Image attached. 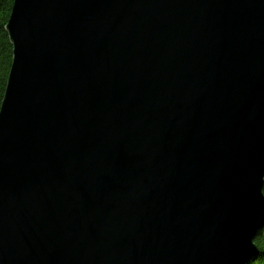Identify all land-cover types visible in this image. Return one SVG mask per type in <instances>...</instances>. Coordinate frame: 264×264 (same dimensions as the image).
I'll use <instances>...</instances> for the list:
<instances>
[{"label":"water","instance_id":"obj_1","mask_svg":"<svg viewBox=\"0 0 264 264\" xmlns=\"http://www.w3.org/2000/svg\"><path fill=\"white\" fill-rule=\"evenodd\" d=\"M0 264H247L264 227V0H14Z\"/></svg>","mask_w":264,"mask_h":264},{"label":"trees","instance_id":"obj_2","mask_svg":"<svg viewBox=\"0 0 264 264\" xmlns=\"http://www.w3.org/2000/svg\"><path fill=\"white\" fill-rule=\"evenodd\" d=\"M13 4L14 0H0V109L13 61V44L6 29V25L11 16ZM255 242L257 244L258 250L250 258L247 264H264L263 229L258 231Z\"/></svg>","mask_w":264,"mask_h":264},{"label":"rangeland","instance_id":"obj_3","mask_svg":"<svg viewBox=\"0 0 264 264\" xmlns=\"http://www.w3.org/2000/svg\"><path fill=\"white\" fill-rule=\"evenodd\" d=\"M262 229H263V231H264V227H263ZM255 239H256V237H255Z\"/></svg>","mask_w":264,"mask_h":264}]
</instances>
